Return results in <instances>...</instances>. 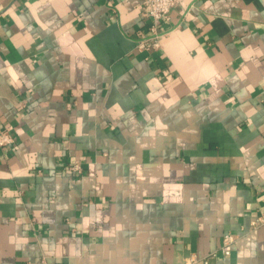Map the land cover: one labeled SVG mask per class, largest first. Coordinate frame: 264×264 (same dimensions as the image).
<instances>
[{"label":"crops","instance_id":"0c3cea01","mask_svg":"<svg viewBox=\"0 0 264 264\" xmlns=\"http://www.w3.org/2000/svg\"><path fill=\"white\" fill-rule=\"evenodd\" d=\"M142 1L0 0V264H264V0Z\"/></svg>","mask_w":264,"mask_h":264},{"label":"built area","instance_id":"2783aa9c","mask_svg":"<svg viewBox=\"0 0 264 264\" xmlns=\"http://www.w3.org/2000/svg\"><path fill=\"white\" fill-rule=\"evenodd\" d=\"M178 0H143L140 4L142 16L147 20L146 33L137 40L136 47L139 51H158L162 47L161 39L163 33L160 31V22L170 20L172 8ZM16 143L13 133L7 129H0V148L10 147ZM82 163L75 161L70 165L69 170L75 174L82 173ZM264 225V210H260L256 219L252 222V227L257 228ZM239 235L227 232L222 238L221 246L206 256L199 258L193 256V261L201 259L204 264H210L212 258L219 255L229 257L232 254L234 245L237 243Z\"/></svg>","mask_w":264,"mask_h":264}]
</instances>
